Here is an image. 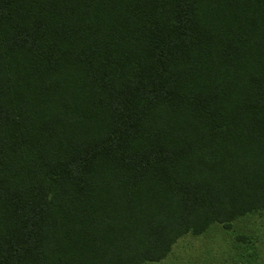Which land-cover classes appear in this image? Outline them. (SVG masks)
<instances>
[{
	"label": "trees",
	"instance_id": "1",
	"mask_svg": "<svg viewBox=\"0 0 264 264\" xmlns=\"http://www.w3.org/2000/svg\"><path fill=\"white\" fill-rule=\"evenodd\" d=\"M264 217V0H0V264H141Z\"/></svg>",
	"mask_w": 264,
	"mask_h": 264
},
{
	"label": "rangeland",
	"instance_id": "2",
	"mask_svg": "<svg viewBox=\"0 0 264 264\" xmlns=\"http://www.w3.org/2000/svg\"><path fill=\"white\" fill-rule=\"evenodd\" d=\"M141 264H264V217L255 213L227 226L212 223L199 235L177 238L161 260Z\"/></svg>",
	"mask_w": 264,
	"mask_h": 264
}]
</instances>
